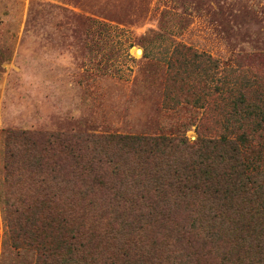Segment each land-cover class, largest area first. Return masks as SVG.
Returning <instances> with one entry per match:
<instances>
[{"label": "rangeland", "instance_id": "374dc122", "mask_svg": "<svg viewBox=\"0 0 264 264\" xmlns=\"http://www.w3.org/2000/svg\"><path fill=\"white\" fill-rule=\"evenodd\" d=\"M178 44L217 58L254 88L264 86V0H0V264H36L35 247L12 237L10 225L20 220L15 209L44 192L60 195L55 146L20 131L80 138L85 156L72 165L73 208L94 216L91 225L120 229L132 221L146 238L170 228L169 249L159 245L156 264L192 252L196 261L189 264H221L224 251L202 257L210 243L190 247L175 237L181 226L214 225L225 240L234 226L212 219L218 211L204 203L196 212L177 200L150 204L139 198L137 185L112 172L102 153L91 152L102 144L93 135L184 134L190 142L221 135L223 118L209 110L200 65L184 63ZM8 150L14 167L6 175ZM30 152L43 169L30 165ZM255 225L236 227L232 242L247 238ZM242 244L247 251L235 246L234 256H241H231L233 264L264 260L255 242Z\"/></svg>", "mask_w": 264, "mask_h": 264}, {"label": "trees", "instance_id": "16d2710c", "mask_svg": "<svg viewBox=\"0 0 264 264\" xmlns=\"http://www.w3.org/2000/svg\"><path fill=\"white\" fill-rule=\"evenodd\" d=\"M175 51L184 63L188 59L186 64L200 65L209 110L223 118L221 135L202 134L193 142L184 134L152 137L116 133L93 135L102 144L91 152L102 153L112 172L122 174L127 181L137 185L141 190L139 198L150 204L177 200L178 204L196 208V212L204 203L209 211H218L212 219L221 218L234 226L225 240L214 225L202 231L181 226L175 237L190 247L196 243H210V250L202 257L211 256V250L224 251L221 264H233L230 257L241 256H234L235 246H241L243 253L247 251L242 242L248 244L246 247L255 242L260 253H264V86L258 84L261 88H254V85L242 82L229 73L228 68L220 66L217 58L204 52L197 53L190 46L178 44ZM177 62L171 63L170 67L173 69ZM257 131H260L257 137L260 144L254 147L253 135ZM20 132L34 134L45 144L55 146L58 161L57 169H53L61 183L58 187L60 195L44 192L41 199L28 200L27 208L15 209L20 220L16 221L14 229L10 225L14 239L35 247L36 264H156L155 259H159V263L162 261L161 254L155 255L162 243L169 249L167 231L170 228L161 232L160 238L157 235L146 238L142 227L133 226L132 221L126 220L120 229L91 225L89 220L94 221V216H90L85 208L74 210L76 178L72 165L78 167L76 163L85 156L80 138L65 133ZM8 151L3 164L6 175L14 167L9 163L13 153ZM30 155V165L43 169L45 163L40 157L36 158L31 152ZM97 184L104 185L99 180ZM146 191L150 194L145 195ZM114 195L117 199L121 197L117 190ZM54 196L56 199L52 198ZM193 200L198 201L196 207H193ZM230 213L234 216L228 218ZM254 217L262 221L255 225V222L251 223ZM249 224L257 229L242 241L232 242L235 228H246ZM193 256L195 252L173 256L164 264H189L196 261L192 260ZM183 258L188 263L181 262ZM242 262L244 260L237 258L235 264ZM246 264H264V260H249Z\"/></svg>", "mask_w": 264, "mask_h": 264}]
</instances>
